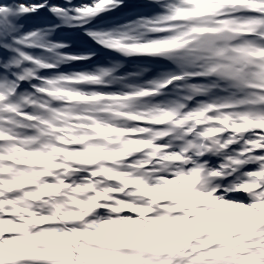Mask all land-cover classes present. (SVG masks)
Listing matches in <instances>:
<instances>
[{"label":"snow or ice","instance_id":"6c2138e0","mask_svg":"<svg viewBox=\"0 0 264 264\" xmlns=\"http://www.w3.org/2000/svg\"><path fill=\"white\" fill-rule=\"evenodd\" d=\"M0 264H264V0H0Z\"/></svg>","mask_w":264,"mask_h":264},{"label":"rangeland","instance_id":"374dc122","mask_svg":"<svg viewBox=\"0 0 264 264\" xmlns=\"http://www.w3.org/2000/svg\"><path fill=\"white\" fill-rule=\"evenodd\" d=\"M69 68H71L72 66H68Z\"/></svg>","mask_w":264,"mask_h":264}]
</instances>
